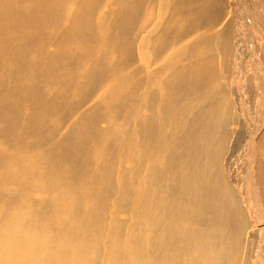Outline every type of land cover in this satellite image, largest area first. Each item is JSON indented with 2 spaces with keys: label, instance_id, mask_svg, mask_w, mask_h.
Instances as JSON below:
<instances>
[{
  "label": "bare ground",
  "instance_id": "1",
  "mask_svg": "<svg viewBox=\"0 0 264 264\" xmlns=\"http://www.w3.org/2000/svg\"><path fill=\"white\" fill-rule=\"evenodd\" d=\"M71 1L0 0V69L11 66L9 81L0 75V190L8 188L9 204L15 203L18 188L52 168L77 183L90 167L70 152L57 157L53 151L84 146L83 131L110 140L122 134L134 148L136 185L108 183L117 206L134 196L133 232L125 235L120 222L111 221L104 255L94 253L98 239H90L89 247L78 250L74 244L49 249L43 242L44 257L55 264L62 258V264H264V0H117L122 5L112 24L120 28L109 29L94 17L101 0ZM116 28L121 35L113 34ZM54 36H62L61 43L45 56L43 42ZM113 50L124 59L136 54L135 76L112 65L118 79L107 82L97 109L82 118V131L59 137L37 160L12 155L9 143L27 148L51 136L54 125L76 111L74 103L94 93L96 77L103 84ZM86 63L93 66L87 69ZM80 75L83 84L76 82ZM4 82L11 85L4 88ZM123 109L133 110L126 114L133 118L132 131L95 130L107 112L115 122ZM17 128L20 133L9 136ZM245 128L239 171L233 155ZM56 190L52 182L40 199L49 206L30 201L22 208L29 217H21L23 223H47L53 235L67 239L66 229L48 222L53 206L47 195L55 198ZM69 209L81 217L84 235L91 225L103 224L91 221L98 208L87 199L72 200ZM9 213L7 202L1 214ZM249 230L258 238L250 240ZM20 260L27 264V257Z\"/></svg>",
  "mask_w": 264,
  "mask_h": 264
},
{
  "label": "rangeland",
  "instance_id": "2",
  "mask_svg": "<svg viewBox=\"0 0 264 264\" xmlns=\"http://www.w3.org/2000/svg\"><path fill=\"white\" fill-rule=\"evenodd\" d=\"M77 1L79 0H72L70 3L74 4ZM121 5L122 4L117 2V0H101L100 3L96 5L94 17H96L97 21L99 22L101 21V19L105 20L109 24L107 29L115 28V27L120 28V26L112 24V23L115 20L114 17L118 14V10L121 7ZM129 7L130 6H128L127 9ZM113 34L121 35L122 31L116 28L113 30ZM134 34H135V28H134ZM122 38L120 39L121 41H123ZM61 39H62V36H54L43 42V45L45 48V56L49 55L50 54L49 52H53L55 50L56 45L61 43ZM96 48H98V46L95 47V49ZM77 49L78 47L75 48V51H77ZM120 52L121 50H113L111 52V58L114 57V60L110 62L105 68V70L101 73L104 76L103 84L101 85L98 82V77H96L97 82L94 84L92 88V90H94V93H92L90 97L85 99V101L83 99L81 101L75 102L74 104L77 103L76 104L77 108L74 109L76 111H74L73 113H71L72 110L71 112L70 111L67 112V115L65 116V118H63L62 120H59L54 125L55 130L53 131L51 136L45 138L42 141H39L38 143L34 144V146L32 145L33 147L31 146V147L26 148L24 146H18V145L14 146V144L9 143L8 146L11 147L10 153L12 155L27 154V157L29 160L30 159L37 160V157L39 156L38 153L42 152L44 148H49L52 145H54L56 143V140H58L59 137L69 135L74 131H82L80 128L82 124V118L89 116L90 114L93 113L92 112L93 110L97 109V107L94 105L96 102H98L101 99V96L105 95L109 87L108 84L118 79L116 78L118 77V75L114 74V68L112 65H119L123 69L124 73L125 72L129 73L131 77L135 76L136 63H134V59H135L136 54L133 58L124 59L126 57L123 55V53H120ZM93 62L97 63L96 60H94ZM75 64L77 67L78 63L75 62ZM30 65L31 67L37 66L34 62H30ZM90 66H93V65H90V63H86L84 65V67H86L87 69L90 68ZM10 67L11 66H9L8 68L5 67L3 69L2 68L0 69V75L3 78H5L4 81L6 82L10 80L9 79L10 77L9 72L11 71V69H9ZM32 72H36L35 76L38 77V73L36 70H32L29 73H32ZM38 78L41 80L40 77ZM27 81L29 83L32 82L30 80H27ZM6 82H4V88H7L11 85ZM57 82L62 83L61 80ZM76 82L79 84H83L85 83V80L83 76L80 75L79 77H76ZM107 82H110V83H107ZM62 93H63V90L61 91L60 94ZM72 105L73 104L60 105L57 108V111H62L65 108L71 107ZM127 113H133V110L123 109V114L121 115L122 118H120L121 116H118L117 118H115L116 121L114 122L113 121L114 119L112 120L111 118L106 117V115L108 114L107 112L104 115V117H102L103 119L101 118L99 120L100 122L97 121L96 122L97 124L95 123L96 128L95 127L94 128L96 131L99 130L98 132L102 133V135H107L108 132H111L110 127L111 129L116 128V129H122V130L130 128V130L132 131L133 129L132 126H134L133 118L127 117L126 116ZM107 118H109L108 121H107ZM119 120L121 121L119 122ZM124 120L128 122L129 124H125L124 122H122ZM108 124L109 125L111 124V125L109 126ZM126 125H128V127ZM1 132L2 131H0V133ZM11 132L9 133V136L14 135V134L15 136H17L20 133L18 128ZM83 132L86 134V137H87L86 143H84V146L77 148L75 149V151L71 152L69 149L70 147L69 145H62L58 149L53 151V154L57 157L61 156L64 153L70 152L74 154L75 157H77L82 163L87 164L90 167L88 171L84 172L83 175L79 176V180L77 183L71 182L69 179L65 178L64 176H56L57 171L52 168L51 173L43 172L41 173L40 176L35 177L31 181L29 186L18 188L19 191L14 194V202L16 201L15 203L9 204L8 200L10 199L11 191L8 188H3L0 190V224L3 227L5 226L4 228L1 227L2 233L0 232V263L1 264H13V263L19 264L21 262L20 259L25 258V257H27V264L28 263L32 264L33 262H34L33 264H55V262L47 260L44 257V254L46 253L48 249H42L43 242L44 244L46 243L49 249H51L52 246H54L52 249H59L60 247L65 248L66 246L70 244H74L73 247H76L74 249L78 250L80 248L83 249L84 245L88 246L87 244H85L87 240L89 241L90 239H98L94 241L96 242V245H97L95 248H93L96 250V252L94 253H96L97 255H104L107 249L108 235H109V229L106 228L105 225L106 223L112 224L111 221L120 222L119 226L120 227L123 226V232L125 235H128L133 232V221H134L133 220V209H134V204H135L134 196L124 206H117L116 192H112V189L109 183H112L114 186H117L121 180H127L131 183L132 185L131 187H134L136 185V175H135L136 161H135V156H134V151H133L134 148L133 146L131 145L128 146L126 144L124 136L122 134H120L115 140H110L106 138L99 139L90 132H86V131H83ZM115 133H120V132H115ZM248 133H249L248 129L246 128L241 130L242 137L239 140H237L236 148L234 151V155L235 154L236 155L235 156L233 155L234 167L236 170L239 167L238 168L239 171L243 169V162L242 164L240 162L242 160L241 158H243V160L245 159L244 157L245 153L242 154V152L243 150H246V146L248 142V138L246 136H248ZM0 136H3V135H0ZM103 146H105L104 150L102 149ZM241 147H242V151H241ZM237 148H239L240 150ZM241 154L244 156H242ZM234 157L236 159H234ZM237 159L239 160V162L237 161ZM55 167L59 168L58 166H55ZM87 172H90L91 174L86 175ZM241 173H243V171ZM52 182H56L57 190H56L55 198L50 196L49 194L47 195L50 198V204H51L50 206L51 207L53 206V211L51 215L48 214V222L49 223L58 222L63 229H66L65 232L67 235V239L53 235L49 229L47 230V228H50V226L47 223L37 224L35 220H32V218H26V223H23L25 218H22V217H29L27 216L28 214L27 210L22 209L28 202L30 203L31 201L34 207L39 206V207L47 208L49 206V205L45 206L46 200L41 201L40 199L41 197L43 198L44 195H46V193L44 192V189L48 185H50ZM74 184H76L78 188L73 187ZM76 190H78L79 193L85 195V197L79 198L77 196ZM81 199H87L90 202V204L98 208L97 211L89 214L91 221L95 219H101L103 221L102 226L99 228H95L96 227L95 224L91 225V229L86 235L82 234L86 226L80 220L81 217L74 214L69 209V204L72 200L78 202ZM52 201L54 202L56 207L52 204ZM7 202L9 205V212H10L8 214L9 216L8 215L2 216L1 214L2 209L5 208V204ZM19 205H20V208L18 210L17 208ZM51 207L49 208V211ZM20 218L23 220L21 221ZM32 221H33V224H32ZM19 223L22 226V229L19 227ZM253 233L254 232L251 230H249L247 233V237L250 238V240H253V239L255 240L258 238L257 237L258 233H254V234ZM29 235L31 238L29 237ZM32 239L35 242L41 243L40 247L38 245L39 243H37L38 248L37 247L34 248L36 244ZM13 242L15 244H13ZM8 243L9 244L11 243L10 248L2 249L3 245L7 246ZM31 244L33 245L31 246ZM22 245L23 246L28 245V248L29 249L31 248V249L30 250L28 248L23 249ZM39 249H42L40 251H43V252H40ZM22 251L24 253H22ZM26 251L28 252V254ZM38 251L40 252V255ZM30 254H33V255H30ZM63 260L64 258L58 259L57 264H62ZM83 263L84 264L87 263L86 260H84Z\"/></svg>",
  "mask_w": 264,
  "mask_h": 264
}]
</instances>
